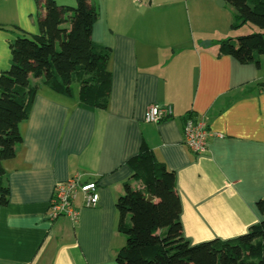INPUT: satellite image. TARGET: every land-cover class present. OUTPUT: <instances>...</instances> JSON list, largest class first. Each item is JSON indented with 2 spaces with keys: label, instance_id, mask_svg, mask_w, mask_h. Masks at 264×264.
<instances>
[{
  "label": "crops",
  "instance_id": "obj_1",
  "mask_svg": "<svg viewBox=\"0 0 264 264\" xmlns=\"http://www.w3.org/2000/svg\"><path fill=\"white\" fill-rule=\"evenodd\" d=\"M43 1L0 0V74L9 68V44L21 34L40 33ZM89 1L98 14L91 40L109 49L107 106L84 110L77 93L66 99L41 79H29L38 91L19 124L15 157L2 164L9 199L0 206V264H117L125 237L116 230L115 202L130 182L127 161L142 143L175 174L182 233L190 245L245 234L259 221L256 202L264 200V55L258 67L218 55L233 15L213 14L215 0H206L213 11L204 13L214 42L186 38L175 26L176 10L154 22L148 11L156 2ZM150 106L169 107L171 116L146 123ZM189 116L207 123L200 155L184 144ZM75 174L97 184L98 204L84 208L78 200L75 222L50 220L55 184Z\"/></svg>",
  "mask_w": 264,
  "mask_h": 264
},
{
  "label": "trees",
  "instance_id": "obj_2",
  "mask_svg": "<svg viewBox=\"0 0 264 264\" xmlns=\"http://www.w3.org/2000/svg\"><path fill=\"white\" fill-rule=\"evenodd\" d=\"M75 1L76 6L70 7L44 0L40 33L21 34L9 44V68L0 74V206H6L9 199L2 164L15 157L21 142L19 124L27 119L39 87L30 78L41 79L42 86L66 99H73L77 89L84 110L107 106L109 49L91 40L98 17L95 6L89 0ZM224 1L235 12L231 31L246 24L259 31L220 40L218 55L258 67L259 57L264 55V0ZM127 166L130 182L139 185L126 182L115 202L116 230L125 237L115 257L117 264H264V200L256 202L259 221L245 234L190 245L182 233L174 172L145 143Z\"/></svg>",
  "mask_w": 264,
  "mask_h": 264
},
{
  "label": "built area",
  "instance_id": "obj_3",
  "mask_svg": "<svg viewBox=\"0 0 264 264\" xmlns=\"http://www.w3.org/2000/svg\"><path fill=\"white\" fill-rule=\"evenodd\" d=\"M142 4V0H132ZM171 116L169 107L150 106L145 115L144 122L156 124ZM209 132L204 119H195L191 116L184 120V144L194 154L200 155L206 151ZM84 208H94L99 201L97 184L95 182L81 181V175L75 174L63 182H58L53 188L49 201L48 218H69L72 222L77 220V202Z\"/></svg>",
  "mask_w": 264,
  "mask_h": 264
},
{
  "label": "rangeland",
  "instance_id": "obj_4",
  "mask_svg": "<svg viewBox=\"0 0 264 264\" xmlns=\"http://www.w3.org/2000/svg\"><path fill=\"white\" fill-rule=\"evenodd\" d=\"M188 12L186 11V6L184 3V0H142L141 6L148 7L149 3L151 2L152 5L156 2V5L151 8L150 16L154 18V22H156V17L160 13H167L170 10H176L174 13V20H175V26L177 29H180L183 31L184 28V34L188 35L186 38H190L194 40L195 42H199V39H207L208 41L214 42V40L217 38H214L215 36H212V27L209 26V15H206L204 13H209V11H213L212 9H209L206 4V0H188ZM138 4L136 3V6ZM70 7L76 6V1L73 5H66ZM215 12L219 13H228V15H233L235 12L231 6L228 4L225 5V7L218 6L217 0H215ZM182 10V12H181ZM209 26V27H208ZM199 29V30H198ZM259 30L257 27L246 24L243 27H241L238 30L228 31L229 37H236V35H247L249 33H255ZM214 43H212L213 45ZM215 45V44H214ZM75 92L77 93V89H75Z\"/></svg>",
  "mask_w": 264,
  "mask_h": 264
},
{
  "label": "water",
  "instance_id": "obj_5",
  "mask_svg": "<svg viewBox=\"0 0 264 264\" xmlns=\"http://www.w3.org/2000/svg\"><path fill=\"white\" fill-rule=\"evenodd\" d=\"M225 4V1L224 0H217V5L218 6H223ZM260 87L264 88V83L260 84L259 85ZM147 200L150 201L151 198L150 197H147Z\"/></svg>",
  "mask_w": 264,
  "mask_h": 264
}]
</instances>
